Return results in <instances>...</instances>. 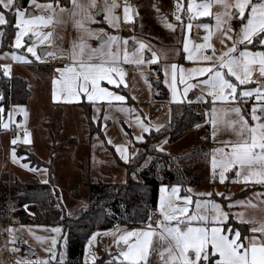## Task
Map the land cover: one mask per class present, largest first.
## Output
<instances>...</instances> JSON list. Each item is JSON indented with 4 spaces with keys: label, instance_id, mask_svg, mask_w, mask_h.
<instances>
[{
    "label": "rangeland",
    "instance_id": "obj_1",
    "mask_svg": "<svg viewBox=\"0 0 264 264\" xmlns=\"http://www.w3.org/2000/svg\"><path fill=\"white\" fill-rule=\"evenodd\" d=\"M132 1V4L126 5L129 9L127 15L130 19H125V22L121 26L125 30H121V32L116 31L118 35L121 33L124 36H122V40L119 38L115 43H117V47H119L120 42L123 45L121 61L126 64L135 65L136 70L127 72L117 65H108L109 67L116 66L123 71V82L120 83L122 86L120 84L119 86L112 84L102 85L103 81L100 82V86L118 95H122L126 99L124 101H93L95 104L91 113L95 116V120L98 121L99 116H103L97 123H86L83 126L81 122L84 116L77 105L68 104L64 106L63 116L61 114V103H59L61 102V72L58 71L61 67L56 66L52 72H46L48 70L43 69V67L49 65L40 64L47 60V56H43L41 53L42 48H48L49 52L54 50L52 45L54 39L52 23L47 26L40 25L33 28L34 32L38 31L43 34L51 33V36L43 43H40V40L32 36L30 32L29 36L24 37L23 45L20 48H16L15 35L18 28L9 40L8 45H4V35L0 36V65L2 67L4 65H10V77L14 74H22L26 78L31 90L30 99L26 104L11 105L6 114L7 119H3L0 115V189L2 180L6 181L10 186L11 182L16 178L25 181L35 180L37 182H44L46 180L48 182L51 176L54 180L53 185L58 188V198L61 206L70 213L79 207L88 205L90 181H97L99 179L112 182L124 181L127 177L128 169L132 172V176H136L135 171L140 169V166L130 167L132 165L131 163L134 162V160L132 161L130 159L132 156L131 153L134 150L136 151V146L131 139L137 140L136 137L143 133V129L137 123V118L144 124L150 122L152 127H160L167 121H170V114L173 113V110L165 113L167 111L164 110L165 112H163L161 109H157V101H170L173 99L171 65L176 64L178 66L174 83L175 101L183 100L185 98L183 94L184 88L189 83L197 84L194 89L201 92V87L198 85V80L201 79H189V74L185 72L184 82L182 83L179 69L183 68L187 70L193 67H199V55L195 52L198 49L196 45L199 41L205 40L206 32L203 30L205 28L202 25L208 24L210 26L209 30L212 33L211 38L207 41L211 39L214 43V48L220 52H213L214 58L217 60L222 53L233 46V43L239 39L241 34L242 22L240 23L241 18L238 14L232 16L221 15L222 23L220 28L217 29L216 14H223L225 9L221 5L213 3L210 8L212 15L197 16L195 19L190 20L194 28L193 36L188 35L184 40L187 41L188 45L194 42L196 46L195 51L191 54L193 59L189 60L187 58L189 54H180L182 61H174L169 57L165 58V56L174 55L175 52L170 48L171 46H164L167 42H162L160 28L163 27L169 30L171 28L167 26L168 24L175 26L174 24L177 22L175 19L176 15L181 17L182 22L186 17L189 19V15L191 14L187 11L188 4L191 2L199 4L202 0H177V2L173 0L175 7L172 14H168L169 10L165 6L166 3H169L168 0H162V2H160L161 0H142L140 5H137L139 9L138 14H133L132 5L136 6V4L134 2L135 0ZM227 2L234 4L235 0H227ZM37 3L46 4L50 2L37 0ZM178 4L181 5L179 9L177 8ZM21 8L35 15L46 16L49 11L47 9L36 8L35 5L30 3L26 7ZM4 11L8 21L11 17H14V25L16 26L14 11ZM228 11L231 13L237 12L235 8H230ZM247 14L249 15L248 11L245 12V16ZM25 18L27 19L28 17L26 16ZM179 25L181 26V24ZM159 26L161 27L159 28ZM7 27L8 25H0V31H3L5 34ZM29 37H31V40ZM40 39H43V36ZM125 40H127V44L124 43ZM32 42L36 44V52L41 56L40 60H36L31 53L26 51L27 46ZM140 43L146 45L142 54L137 51ZM132 45L133 48H131ZM183 45L184 42H182L181 48ZM236 47L237 51L233 55L238 56L241 51L240 43H237ZM179 48L180 46H178ZM125 52L129 55L130 62H125ZM153 52L156 53V59L153 62H149L153 60ZM11 53L26 56L27 61L13 59ZM141 55L143 63H135L134 61L141 59ZM14 63L16 64L14 67L15 73L12 74L11 68ZM165 71H167V75H165ZM113 78L120 80L118 74H113ZM156 80H160L166 87L167 96L160 99L156 98ZM104 81L108 83L106 80ZM254 81L255 84L249 83L244 87L241 86V88L264 86V78L262 75H256ZM121 88L127 90L128 94L122 92L120 90ZM1 92L2 90L0 89V94ZM210 98L212 99L211 96ZM251 98H255V96ZM252 100L248 98L244 104L248 107L250 105L249 101ZM174 103L177 104V102ZM199 106H201L203 111L205 110L202 107L203 105L199 104ZM124 109H131L132 111H125ZM257 114L259 115V112ZM210 115L209 112L208 117ZM102 120L106 121L105 127L102 128V130L104 129V134L103 131L101 133L98 130L102 127ZM261 122H264V117L261 118ZM4 123H8L9 126L11 123L18 128L22 127L25 136L21 137L20 133H18L10 138L8 133L9 127L5 129L3 127ZM90 125H93L97 132L95 134L92 133V138L89 140L87 135L92 129ZM26 136L30 139V143L25 142ZM17 137L19 138L17 143L13 145L11 141L17 139ZM188 137L191 138L189 141H187L188 139L182 140L179 145L182 148L184 147V149L188 147L187 150H184L186 152L182 154L198 152L196 157H200L201 161L196 162L192 160V168H198V175L194 177L199 181L188 183L186 186L180 183L171 186L166 184L160 185L157 207L149 216V219L155 220V225L151 226L157 232L160 231L157 228V221L162 219L159 211L161 186H166L168 191L172 187L177 186L179 188L177 193L179 197L191 196L192 204L190 205V213L195 210V202L197 200L202 202L207 200L214 201L226 212L223 202L232 199L233 193L237 191L236 185H231L228 189L226 187L227 182L232 183L236 178L228 175L223 183L219 181L218 176L213 178L211 159L213 150L219 148V146L215 143L211 149L206 148L205 153H199L200 151L202 152L201 145L204 143V140L195 138V135H191V137L188 135ZM193 141L197 145L189 147ZM164 143L161 145L162 148H165ZM117 145L126 148L127 161L122 157V159L118 157L114 158V149L116 150ZM13 149H15V159L13 158ZM117 153L120 155L119 152ZM150 153H154L152 149ZM221 155L220 153H216L218 159ZM149 159L148 156H145V160L141 164L146 165L145 162ZM25 164L29 167H24L23 165ZM125 167H128V169ZM216 171L218 173L220 169L217 168ZM157 177L162 178V169L160 168L157 169ZM188 189H191V192L187 191ZM244 190L239 191L238 194L240 195ZM201 193H212L213 195L211 197L198 195ZM216 193H222L223 195H216ZM259 194H261L260 191H254L248 195L240 196L236 201H245V203L235 204L236 201L229 203L235 205L230 208V212L234 214L238 213L235 211V207L238 206L241 209L240 213L244 214V218L255 220L257 226L259 223H263L264 208H262V199ZM249 201L251 203H248ZM174 203L183 206L184 201L183 199H174ZM10 204L9 197L6 212H0V264H17L18 261L35 262L38 260H49L50 264H62L67 258V240L64 234V226L55 220L57 215L52 218L51 224L40 225L31 222H22L13 217L14 210ZM199 211L201 214H207L209 216L214 214V209L211 206L206 208L202 206ZM232 226L239 228L241 233L243 232L244 228L237 226L233 222ZM54 229H59V232L54 231ZM134 229L148 230V224L147 222L138 224L117 222L109 228L93 231L85 244L83 253L84 263L94 261L92 259L94 255L95 259L97 258L101 264H109V262L111 264H122L115 257L119 256L126 246L124 248L119 247L116 241L118 236L123 234L124 231H132ZM94 234L95 238L93 239ZM256 235L260 234L257 233ZM14 237L15 241L13 242ZM38 237H42L43 239H38ZM53 240H55L54 245ZM90 240L91 244L89 243ZM165 247H167V243L162 242L159 235L153 236L148 264H164V261L168 259V255L165 253L162 260L158 254V250ZM3 248L8 251L7 254L2 253ZM13 248L18 249V251H13ZM50 249L52 251H49ZM53 251L55 252V259L51 260L50 257ZM123 264H127V262H123Z\"/></svg>",
    "mask_w": 264,
    "mask_h": 264
},
{
    "label": "snow or ice",
    "instance_id": "obj_2",
    "mask_svg": "<svg viewBox=\"0 0 264 264\" xmlns=\"http://www.w3.org/2000/svg\"><path fill=\"white\" fill-rule=\"evenodd\" d=\"M29 3L35 5L39 9L49 10L48 15H35L32 12L22 9L18 3V0H0V25H8L9 21L6 19L5 11H14L16 16V27L18 31L15 35V47L20 48L23 45L24 37L32 36L40 40L43 43L51 33L43 34L38 31H33L34 27L43 25L47 26L56 19V7H59V12L69 13L74 18V22L78 28H82L89 33L93 34L92 30L87 29L85 20L92 21L94 19L93 13L90 11L92 8L97 7L96 0H70L71 8L60 7L58 0L57 5L53 3L39 4L37 0H29ZM213 3L221 5L225 11L223 14H216V27L220 28L222 19L221 15L232 16L237 15L241 18V34L239 39L233 43L231 48H228L226 52L222 53L219 57L218 63L211 64L203 67H193L191 69L180 68V79L184 82V73L189 74V79L205 76V79L198 80V84L207 85L210 89L208 95L212 97L213 104L217 101H240L245 102L248 98L255 96L256 103L253 104L250 112V118L255 123L249 124L248 119L242 112L240 106L232 107L230 109L220 110L213 107L212 126L214 128L213 136L215 137V128L217 124V117L220 111L227 113H235L237 119L228 121V126L235 132L237 139L235 141H225L224 147H219L213 150L211 159V167L213 178L218 176L219 181L223 183L226 177V173L230 170H235L236 180L233 182L243 181L245 183L254 182L257 184H264V122H261V118L264 117V86L256 88H240L239 86H245L251 82L253 65H259V71L264 76V51H250L247 45L253 44L255 38L260 45H264V0H260L258 3H253L252 0H235L234 4H229L227 0H202L197 4L191 2L187 6L189 20L195 19L197 16H209L212 15L210 8ZM117 5L112 3L109 5L107 0L103 8L99 11L111 12L112 8ZM181 5H177L179 9ZM230 8H235L236 13L228 11ZM125 19H130L127 15L129 9L125 7ZM248 11L249 15L245 17V12ZM28 17L27 19L25 17ZM79 19H75L76 17ZM109 23H112V19L108 16L105 17ZM176 21H180L179 15L175 16ZM246 19L247 22L243 23ZM169 28L174 29L172 24L167 25ZM192 25L189 23L187 29H191ZM202 27L209 29L208 24H203ZM103 32V29L98 30ZM3 31H0V36H3ZM43 36V39H40ZM211 36V32L204 39L207 41ZM31 40V37H29ZM98 39L102 42L99 49H92L93 53L99 52L101 57L105 55L104 48H108L107 55L112 58H116L117 54L111 52V44L118 41L116 36H98ZM231 39V37H229ZM246 42V43H245ZM127 44V40L124 41ZM244 44L245 47L239 52V55H233L237 51L236 44ZM80 52H83L84 45L81 43ZM144 43L139 44V51L141 54L145 49ZM184 50L188 52V43L184 42ZM200 49L212 48L210 43L200 44L197 46ZM26 51L31 53L36 60H40L41 56L36 52L35 42L30 43L27 46ZM215 50L213 49V52ZM45 55H54V53L45 52ZM12 58L16 60L27 61L26 56L16 55L11 53ZM73 59H76V45L73 44L72 50ZM89 56V60H91ZM152 61L156 59V53H152ZM189 60L193 59L191 54L187 57ZM204 61H211L212 56L201 55L199 57ZM125 62L129 61V55L125 52ZM30 62V61H28ZM137 64L143 63L142 55L141 59L134 61ZM5 75L10 74V65H4ZM176 64L171 65L172 80H173V99H175L174 83L177 76ZM77 66L72 65L64 69H58L63 76L64 89L69 98L79 99L80 96L86 95L89 101L96 100H116L124 101L126 97L118 95L109 91L107 88L101 87L100 82L106 80L108 84L117 85L123 82V71L116 66L109 67L102 60L100 63H84L81 62ZM226 70V71H225ZM113 74H118L120 80L114 79ZM165 71V75H167ZM232 77L236 82H233ZM167 82V81H166ZM89 83H91V90H89ZM197 84H187L184 88L183 94L186 96L189 89L196 87ZM239 88V91H238ZM200 97H198L199 99ZM3 96L0 95V100ZM125 111H132L131 109H124ZM4 109L0 107V113ZM259 112V115L257 114ZM137 123L143 129V132H150L152 130L150 125L144 124L137 118ZM199 126V125H197ZM3 127L7 129L8 123H4ZM159 131V126L156 128ZM17 139H13L11 143L15 145ZM137 140H143V135L137 136ZM25 142L30 143V139L25 137ZM111 142V141H109ZM225 148L229 150L226 151ZM117 152L121 157L127 161L126 148L121 145L116 146ZM163 151V148H160ZM216 153L222 154L218 159ZM13 158L15 159V149H13ZM24 167H29L27 164ZM217 168L220 171L217 173ZM44 183H47L45 180ZM179 188L174 186L170 191L166 186L160 188V207L159 211L162 215V219L157 221V228L159 232L153 229L151 224L148 225V230L134 229L132 231H124L123 234L118 236L116 241L119 247L124 248L119 256L115 257L116 260L127 262V264H148V257L151 254L152 238L155 235H159L162 242L167 243V247L158 250L160 258L163 260L165 253L168 255V259L164 261V264H264V223H259L257 227L249 229L253 235L243 236L239 228H234L232 222L229 221V212L223 211L219 204L214 201H199L195 202V210L190 213V205L192 204L191 196L179 197L177 195ZM187 191L191 192V189ZM198 195L211 197L212 193H201ZM216 195H223L222 193H216ZM175 200L183 199V206L174 203ZM245 201H236L235 204H244ZM248 203H251L250 201ZM211 206L214 209V214L209 216L207 214H201V207ZM235 205L229 204L228 207H234ZM254 206V205H253ZM27 207V206H26ZM234 216L243 217V213L232 214ZM241 223H257L255 220L245 221L241 219ZM198 225V226H197ZM12 231V230H10ZM59 232V229H54ZM260 235H256V234ZM95 238V234L93 239ZM38 239H43L38 237ZM15 237L13 238V242ZM122 242V243H121ZM91 244V240L89 241ZM55 240H53V245ZM13 251L18 249L13 248ZM49 251H52L51 249ZM218 257V258H217ZM51 260L55 259V252L53 251ZM95 260V256L92 257ZM17 264H50L49 260H38L35 262L18 261ZM111 264V262H109Z\"/></svg>",
    "mask_w": 264,
    "mask_h": 264
},
{
    "label": "trees",
    "instance_id": "obj_3",
    "mask_svg": "<svg viewBox=\"0 0 264 264\" xmlns=\"http://www.w3.org/2000/svg\"><path fill=\"white\" fill-rule=\"evenodd\" d=\"M53 1L57 0H41ZM258 0H253V3ZM70 0H58V3L68 5ZM177 2V0H175ZM21 7H26L29 0H18ZM14 17H11L8 27L4 34V45H8L9 40L15 34L17 27L14 25ZM245 46V45H244ZM248 49L264 51V45H260L257 40L253 44L247 45ZM156 98L160 99L167 96V89L160 80L155 82ZM0 89L3 99L0 100V107L4 109L0 113L3 119L6 118L9 107L14 104H26L31 96L30 86L26 78L20 74L12 77L5 75V69L0 65ZM171 120L161 126L159 131L152 128L150 132L144 134V141L133 139L136 146L131 159L134 160L130 167L140 166L135 171L136 176L128 167L127 177L124 181H105L97 180L89 182V202L87 206L79 207L72 212H67L58 198V188L53 185V177H49L47 183L35 180L14 179L10 186L4 180L1 182L0 189V212H6L8 199L12 206L13 217L22 222L36 224H51L52 218L57 215L55 220L64 226V234L67 240V258L62 264H101L97 258L88 263L83 261L85 244L91 233L97 229H106L117 222L128 224L146 223L150 214L156 209L159 198V187L161 184L174 185L180 183L186 186L188 183L199 181L198 168L193 169V161L200 162L201 158L196 157L198 152L187 154H173L161 145L165 141L173 142L183 133L187 132L194 125L207 121L209 109H201L198 105L175 104L170 108ZM244 112L250 117V109L244 105ZM93 124V122H90ZM91 126V125H90ZM90 133L97 132L94 126ZM101 131L102 127L98 129ZM210 128H206V139L201 145L202 152L211 149L214 144L210 138ZM102 133V132H101ZM104 134V132H103ZM103 136V135H102ZM219 146V144H217ZM151 149L154 153H150ZM113 151V150H111ZM114 158L121 156L114 149ZM145 156L150 159L146 165L141 164ZM202 156V155H201ZM203 158V156H202ZM137 163H136V162ZM162 169V178L157 177V169ZM234 178L233 173L229 174ZM227 184H230L227 182ZM9 189L11 190L9 192ZM247 193L244 190L237 196ZM27 206V207H26ZM237 226L244 228L242 235L248 232L247 225L229 220ZM56 263V262H54ZM60 264V263H57Z\"/></svg>",
    "mask_w": 264,
    "mask_h": 264
},
{
    "label": "crops",
    "instance_id": "obj_4",
    "mask_svg": "<svg viewBox=\"0 0 264 264\" xmlns=\"http://www.w3.org/2000/svg\"><path fill=\"white\" fill-rule=\"evenodd\" d=\"M142 0H135V4L136 6L132 5V9H133V14L137 13L138 14V6L140 5ZM169 3L165 4L166 9H168V14H172V11L175 7L174 1L173 0H168ZM259 1V0H258ZM45 2H51L53 3L54 6L57 5V2H53V1H45ZM82 2H87V0H82ZM162 2V0L160 1ZM260 2V1H259ZM97 3V7L96 8H92L90 11L93 13V17L94 19L92 21H88L85 20V25L87 29L92 30L93 34L89 35V33L87 31H85L82 28H78L74 22V18L71 17L69 15V13H63L61 14L59 12V7H56V19L53 21L52 23V27H53V31H54V39H53V49L51 52H49L48 48H42V50H45V52H49V53H54L56 51H63V52H67L69 54V58H70V63L67 62H63L62 64H49L47 63V60H45V62L40 63V64H48L49 66L47 67H43V69H46L48 71L46 72H52L56 66L57 67H61V69H64L66 67L72 66V65H76L77 66V70L78 69V65L81 62L84 63H100L102 60L106 63V65H117L118 67H121L124 71H126L120 64L119 61L121 60V54H122V47L123 45H121V42L119 43V47H117V43L113 42L111 44V52L112 53H116L117 57L116 58H112L109 57L107 55L108 53V48L105 47L104 48V53L105 55L103 57H101L99 52L93 53L92 49H99L101 46V41L98 39V36H116L118 38H121L122 40V36L121 33L118 35L116 33V31L121 32V30H125V28H121V26L123 25V23L125 22V7L128 4H132L133 1L131 0L130 3H126L123 2L121 3L119 0H107V3L109 5H111L112 3H115L117 6L115 8H112L111 12H107V11H100L99 14H97L99 12V9L103 8L104 4H105V0H96ZM60 7H66V8H71V3L69 2L68 5H63L59 3ZM169 7V8H168ZM49 13V11H48ZM47 13V14H48ZM106 16L110 17L112 19V23H109V21L105 18ZM248 14L245 16L247 17ZM80 17H76L75 19H79ZM187 18V17H186ZM184 18V21L182 22L181 20L178 22H176L174 25V29H169L167 30V28H160L161 26H159L160 30H161V37H162V42H167L164 44V46H171L170 48L173 49V51L175 52L174 55H169V56H165V58H170L173 59L174 61H179L181 62V55L183 54H192L195 51V47L200 45V44H206V43H210L213 47L212 48H204V49H200L198 48L197 51L195 52L196 54H198L200 57L201 55H209L212 56V60L211 61H204L201 60L199 58V67H203V66H209L211 64L214 63H218V60L214 58V54H213V49L215 50V52L220 53L218 51V49L214 48V43L213 41L210 39V41H206L205 40H200L199 43L195 46L194 42H191L190 45H188V52H185V50L183 49V47L181 48L182 42H185L184 39H186V36H193V24L190 22V20L187 18ZM182 20H183V15H182ZM242 21H240L241 23ZM243 22H247L246 19L243 20ZM191 23L192 27L191 29H187V25ZM181 24V26L179 25ZM179 27V29H178ZM103 29V32H100L98 30ZM178 30V31H177ZM205 30L206 34L205 37L208 36V33L211 32L209 29H203ZM212 33V32H211ZM204 37V38H205ZM211 38V37H210ZM253 40H256L255 38ZM75 43L76 45V52H77V57L76 59H73L72 56V50H73V44ZM81 43H83L84 45V50L83 52H80V45ZM246 43V42H245ZM178 46H180V48L178 49ZM244 44H240V49L241 51L244 49ZM131 48H133V45L131 46ZM250 51H261V50H251L248 49ZM172 51V52H173ZM44 52V53H45ZM181 54V55H180ZM43 56H45V54H43ZM47 56V55H46ZM89 56H91V60H89ZM188 60V59H186ZM185 60V61H186ZM189 61V60H188ZM186 61V62H188ZM34 62V61H33ZM15 63L11 68V73H15ZM39 65V64H38ZM251 71H252V77H251V81L250 83L255 84V77L256 75L260 74L259 71V65H253L251 67ZM11 74V75H12ZM22 75V74H20ZM117 77V75H116ZM118 78V77H117ZM197 79H205V76H201V77H196ZM264 78V76H263ZM233 82L235 81V78L232 77ZM63 76L61 75V114L63 116V112H64V106L68 105V104H73V105H77L78 108L81 110L84 119L81 122L83 124V126L86 123H90L91 121L94 123H97L100 121L101 117L103 116H99L100 118L97 120H95V116L92 115L91 111L94 108V102L93 101H89L86 97V95H81L79 99H75V98H68L67 93L64 89V84H63ZM108 83H106L105 81L102 82V85H106ZM200 85V84H198ZM120 86H122L120 84ZM246 86V85H245ZM201 87V92H198L196 89L191 88L189 89V91L187 92V95L185 96V98L183 100H178L175 101V99H171L170 101L168 100L167 102H169V110L167 112H165L161 105L159 104L160 101H157V109H161L163 112L165 113H169L170 112V108L172 105H175L177 102V104H190V105H198L201 104L203 105L202 107L205 108H210V114L212 112L213 107L220 109V110H224V109H230L232 107H236V106H240L242 108V112L245 114L244 112V103H241L239 100L238 101H226V102H220L217 101L215 104H213L212 99L210 98V95H208V92L210 91L209 87L207 85H200ZM241 88V86H239ZM244 87V86H243ZM89 90H91V83H89ZM122 92H125L126 94H128V91L125 89H120ZM198 97H200L198 99ZM249 99H253L252 101H249L250 105L248 106L251 112V108H252V103H256L255 98H249ZM160 108H159V105ZM252 105V106H251ZM201 108V106H199ZM61 116V117H62ZM246 116V114H245ZM249 124H253L255 123L254 121L251 120L250 117H247ZM103 119V118H102ZM237 119V116L235 113H227L225 114L224 111H220L217 117V124H216V128H215V137L213 136V131L214 128L212 126V116L210 115V117H208L207 121H204L202 123H199L197 125H195V127H192L190 130H188L187 132H185V134L173 141V142H169V141H165L164 146L166 150H168L169 152L173 153V154H182L187 150L188 147H186L184 149V147L182 148L179 144L182 140H187L189 141L191 138L188 137V135H195V138L197 137L198 139H202L205 140L206 136H205V132H206V128L209 127L210 128V138L211 141L213 143L219 144V147H224V143L225 141H235L237 139V136L235 134V132L228 126V121L230 120H235ZM170 120H171V114H170ZM96 121V122H95ZM147 121V120H146ZM169 121H167L166 123H168ZM165 123V124H166ZM106 121L102 120L101 126L102 128L105 127ZM147 125H150L151 128L156 129L157 127H152L151 123H145ZM163 126V125H162ZM161 127V126H160ZM159 127V128H160ZM104 130V129H103ZM104 132V131H103ZM147 132H143L142 135L144 136V134ZM87 137H89V140L92 138L91 133L89 132ZM133 140V138L131 139ZM191 144V143H190ZM197 144L193 141L192 144L189 147H193L196 146ZM130 149V148H129ZM226 151H228V148H225ZM131 153V152H130ZM133 153V152H132ZM131 153V155H132ZM230 173H233L234 178H236L235 176V170H230L228 171L225 175L228 176ZM242 183V185H241ZM231 185H236L237 186V191L233 193V198L228 200L227 202H223L224 204V208L226 209V212H229V220L233 219L236 222H240L241 219L245 220V221H251L253 219H248V218H244V217H238V216H234L230 212V208L228 207L229 203L235 202L237 199H239L240 196L238 195V192L245 189L247 190L246 195H248L251 192L254 191H260L261 194H259L261 200V203L263 204L262 208H264V184H257L254 182H249V183H245L243 181L240 182H232L230 184H227V189L229 188V186ZM217 197V196H216ZM235 211L240 213L241 209L240 207H235ZM237 214V213H236ZM263 216H264V209H263ZM241 223V222H240ZM264 223V220H263ZM245 225H247L248 228V232L246 234L242 235L243 236L247 235V236H251L253 235V233H251L249 231V229L253 228V227H257V223H244ZM264 238V237H262ZM218 258V257H217Z\"/></svg>",
    "mask_w": 264,
    "mask_h": 264
},
{
    "label": "built area",
    "instance_id": "obj_5",
    "mask_svg": "<svg viewBox=\"0 0 264 264\" xmlns=\"http://www.w3.org/2000/svg\"><path fill=\"white\" fill-rule=\"evenodd\" d=\"M121 3L126 2V3H130L131 0H119ZM63 62H67L70 63V58H69V54L67 52H63V51H56L54 52V55H47V63L49 64H62ZM119 64L127 71H133L136 70V66L135 65H130V64H126L124 62H122L121 60L119 61ZM159 104L161 105L162 109L165 111L169 110V102L167 101H160ZM8 133L10 138L14 137L16 134L20 133L21 137L25 136V133L23 131L22 127H16L13 124L10 123V126L8 128ZM147 224H151V225H155V220L153 219H149L147 220ZM2 253L7 254L8 251L3 248L2 249Z\"/></svg>",
    "mask_w": 264,
    "mask_h": 264
},
{
    "label": "water",
    "instance_id": "obj_6",
    "mask_svg": "<svg viewBox=\"0 0 264 264\" xmlns=\"http://www.w3.org/2000/svg\"><path fill=\"white\" fill-rule=\"evenodd\" d=\"M99 13H100V11L97 14H99ZM44 52H45V50H41L42 55L44 54Z\"/></svg>",
    "mask_w": 264,
    "mask_h": 264
}]
</instances>
